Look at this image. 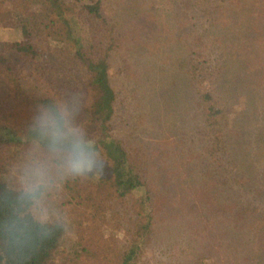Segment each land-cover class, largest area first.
Listing matches in <instances>:
<instances>
[{
	"label": "rangeland",
	"instance_id": "obj_1",
	"mask_svg": "<svg viewBox=\"0 0 264 264\" xmlns=\"http://www.w3.org/2000/svg\"><path fill=\"white\" fill-rule=\"evenodd\" d=\"M55 3L0 0V134L14 138L0 178L38 190L31 213L63 226L47 264H123L134 245L128 264H264V0ZM27 40L32 58L11 47ZM87 59L114 94L103 128ZM47 97L87 159L28 139L55 125ZM111 140L132 189L114 181Z\"/></svg>",
	"mask_w": 264,
	"mask_h": 264
},
{
	"label": "trees",
	"instance_id": "obj_2",
	"mask_svg": "<svg viewBox=\"0 0 264 264\" xmlns=\"http://www.w3.org/2000/svg\"><path fill=\"white\" fill-rule=\"evenodd\" d=\"M50 1L56 4V0ZM88 8L91 11L95 10L93 6ZM11 47L15 51H23L26 54L24 57L32 58L37 54L32 50L28 40L13 43ZM76 53L80 56L79 51ZM86 63L90 71L88 85L94 92L91 103L92 113L96 120L100 121L101 127H104L112 113L114 99L108 83L106 63L102 59L94 61L87 59ZM41 101V105L45 107L55 125L51 128L47 127V130L44 125L28 128L25 132L28 139H36L38 145L45 150L90 151L91 148L85 141L76 139L71 133L59 131L64 128L65 117L51 98L47 97ZM50 131H56V134L52 136ZM7 133L0 134L1 141L14 140L12 131ZM15 141H20V138ZM106 150L113 159L114 181L124 189H132L139 185L136 175L125 165V152L119 144L111 140L107 143ZM115 152L117 155L114 154ZM37 191L15 190L0 178V264H47L51 253L59 244L63 226L58 223L41 222L30 211V206L37 197ZM135 248V245L131 246L125 253L123 264L129 263L136 252Z\"/></svg>",
	"mask_w": 264,
	"mask_h": 264
},
{
	"label": "clouds",
	"instance_id": "obj_3",
	"mask_svg": "<svg viewBox=\"0 0 264 264\" xmlns=\"http://www.w3.org/2000/svg\"><path fill=\"white\" fill-rule=\"evenodd\" d=\"M78 156H79L81 159H87V153H85L84 151L79 152V153H78ZM73 167H74V168H77L78 165H75V164H74ZM90 171H92V167H91V165H87V166H85V167L83 168V173H84L85 175H87V173L90 172Z\"/></svg>",
	"mask_w": 264,
	"mask_h": 264
}]
</instances>
